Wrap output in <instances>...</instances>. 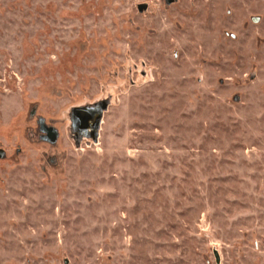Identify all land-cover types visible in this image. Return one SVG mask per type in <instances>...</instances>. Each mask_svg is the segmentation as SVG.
I'll return each mask as SVG.
<instances>
[{"label":"rangeland","instance_id":"374dc122","mask_svg":"<svg viewBox=\"0 0 264 264\" xmlns=\"http://www.w3.org/2000/svg\"><path fill=\"white\" fill-rule=\"evenodd\" d=\"M0 264H264V0H0Z\"/></svg>","mask_w":264,"mask_h":264},{"label":"water","instance_id":"95a60500","mask_svg":"<svg viewBox=\"0 0 264 264\" xmlns=\"http://www.w3.org/2000/svg\"><path fill=\"white\" fill-rule=\"evenodd\" d=\"M145 7H147V6H146V5H140V6H139V9H140L141 11H143V9H144ZM48 132H49V134H51L52 130L49 129ZM218 262H219V258H218Z\"/></svg>","mask_w":264,"mask_h":264}]
</instances>
